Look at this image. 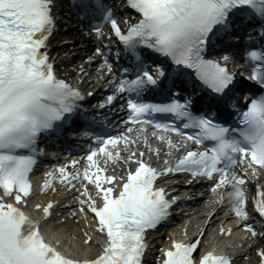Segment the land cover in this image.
<instances>
[{
  "label": "snow or ice",
  "instance_id": "snow-or-ice-1",
  "mask_svg": "<svg viewBox=\"0 0 264 264\" xmlns=\"http://www.w3.org/2000/svg\"><path fill=\"white\" fill-rule=\"evenodd\" d=\"M120 2L136 16L124 15L115 0L74 2L78 15L88 20L87 34L97 41L86 59L98 58L107 75L99 78L114 88L100 107L119 96L125 100L120 108L129 110L124 130L113 134L88 115L81 89L55 71L49 54L56 27L54 0H0V264H144L148 231L169 217L178 199L156 186L157 178L172 173L189 174V184L211 181L218 202L224 203L226 196L238 226L246 230L241 246L248 245L255 264H264V92L254 90L255 85L264 88V0ZM156 91L165 102L146 98ZM147 125L167 145L163 167L154 166L145 149L135 147L143 140L159 157L161 149L144 135ZM80 128L90 129L82 133L92 141L85 153L87 165L79 168L81 161L70 159L55 168L61 183L77 192L79 212L91 215L93 231L103 243L86 231L79 240L70 230L50 235L42 219L53 220L54 201L35 205L42 218L26 211L29 174L45 151L41 138H61ZM110 161L120 165L118 171L109 169ZM75 181L81 182L79 189ZM251 181L257 183L249 197L246 182ZM50 183L46 179L44 188ZM253 212L260 217L258 225ZM69 215L80 219L74 209ZM66 223L65 216L56 221L57 226ZM232 231L219 229L222 235ZM204 236L172 239L156 264H235L217 246L199 251ZM240 258L251 264L247 252Z\"/></svg>",
  "mask_w": 264,
  "mask_h": 264
},
{
  "label": "bare ground",
  "instance_id": "bare-ground-1",
  "mask_svg": "<svg viewBox=\"0 0 264 264\" xmlns=\"http://www.w3.org/2000/svg\"><path fill=\"white\" fill-rule=\"evenodd\" d=\"M70 222H68L67 224H65V226H67V228L69 229V230H71V231H73V233L75 234V236L77 237V239L79 238L78 237V233L77 232H75L74 230H75V224H69ZM69 224V225H68ZM82 252H83V250H81ZM88 251H90V252H94V251H96V249L95 248H91V249H89Z\"/></svg>",
  "mask_w": 264,
  "mask_h": 264
}]
</instances>
